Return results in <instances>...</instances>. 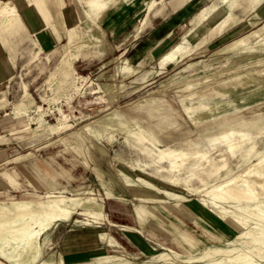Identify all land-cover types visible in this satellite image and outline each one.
Wrapping results in <instances>:
<instances>
[{
    "label": "rangeland",
    "instance_id": "374dc122",
    "mask_svg": "<svg viewBox=\"0 0 264 264\" xmlns=\"http://www.w3.org/2000/svg\"><path fill=\"white\" fill-rule=\"evenodd\" d=\"M125 1L73 0L80 20L68 28L63 24L60 34L54 32L58 41L51 47L42 44L45 38L40 39L38 46L32 45L29 39L18 44L11 53L8 42L28 32L20 13V21L14 24L0 22V41L14 64L12 76L0 84V158L10 159L0 163V172H11L17 181L23 172L19 167L21 159L41 154L51 159L54 176L63 182L68 180L71 190H87L85 196L103 199L105 216L94 218L97 222L92 225H99V232L108 231L122 245L113 248L106 244L103 253L122 256L93 258L89 262L157 264L166 260L172 264H230L214 260L221 255L219 253L198 260L186 259L203 255L209 247L231 245L226 239V219L241 218L252 229L264 225V214L260 210L264 208V174L251 172L264 173V91L259 96L250 95L258 84L244 76L250 70L264 85V39H251L248 50L219 51L227 42L259 27L264 21V9H259L258 13L256 10L245 12L236 10L235 6L232 9L235 14L231 15L222 0H206L202 5L211 6L209 16L220 9L219 20L227 17L223 31L210 37L216 28L213 31L212 27L196 25L195 19L191 20L184 32H179L171 41L176 44L195 25V39L204 40L190 54L162 68L158 63L159 55L129 68L119 52L112 49L111 38L99 32L97 22L98 16L109 6ZM49 2L59 14L63 0H45L43 11L35 7L50 18L49 25L55 31L48 12ZM255 14L259 22L253 26L251 20L255 19ZM141 16H137L138 21ZM137 19L134 18L133 23ZM20 30L25 32H18ZM114 57L115 61L102 67ZM248 60V66L238 68ZM113 66L118 71L115 76ZM64 72L69 73V85L63 82ZM235 76H244L243 86L237 89L230 84ZM225 81L227 83L222 84ZM107 84H111L110 90ZM74 85L79 88L74 89ZM223 88L237 98L218 96L219 108L201 100L202 92ZM246 92L250 94L243 101L238 95ZM224 116L230 117L232 122L221 125ZM224 131L229 135L224 136ZM229 143H232L231 148ZM169 149L181 154L165 153ZM56 169L61 170L62 178L55 175ZM121 171L135 177L136 186L124 184ZM245 179L255 187L256 196L241 183ZM110 180L116 181L118 186L110 188ZM146 182L158 190L172 191L183 197L169 198L141 185ZM108 192L117 197H108ZM33 194V191L24 193L0 187V199ZM119 194L123 198L118 197ZM135 196L150 198L152 203L161 202L167 207L176 205L179 211L165 213L169 221L162 219L163 223L160 218L146 216L140 227L133 211L138 201ZM0 205L18 211L32 210L37 204L15 199L0 201ZM208 220L217 226L214 230L224 234L220 239L208 232L213 229ZM75 226L70 220L49 228L41 239V256L57 263L56 246L60 236ZM126 226L138 228L140 232ZM161 227L201 244L184 256L186 254L165 237ZM25 228L20 215L0 212V245L8 241L23 242L24 237L20 235ZM132 234L155 249L145 252ZM19 247L22 250L14 254L9 264H28L31 260L34 244ZM103 258L108 260L101 262ZM40 262L43 260L32 264Z\"/></svg>",
    "mask_w": 264,
    "mask_h": 264
},
{
    "label": "crops",
    "instance_id": "0c3cea01",
    "mask_svg": "<svg viewBox=\"0 0 264 264\" xmlns=\"http://www.w3.org/2000/svg\"><path fill=\"white\" fill-rule=\"evenodd\" d=\"M205 1L206 0H157V2L150 9L147 8L149 0H130L127 2H118L117 4L109 6L98 16L97 22L99 24V32H105L109 38H111L113 45L112 49L119 52V57L125 64H127L126 66L129 68L130 66L139 65L150 56L153 58L155 55L160 56L158 58V63L160 68H162L163 66L175 63L182 57L190 54V52L195 47H197V45L203 43L204 39L199 41L195 39L196 29H194V25L192 28L186 31L185 35L179 42L176 44L174 43L175 45L173 43L171 44L172 39L178 37L179 32H184V27L189 24L191 20L195 19L193 22L196 25L198 23L201 26L208 25L209 27H212L211 30L213 31L216 28V31L212 32L210 37L220 33L226 27L227 17L225 16L219 20L220 18L218 13H220V9L215 10L214 13L209 16L208 12L211 10V6L202 5ZM222 2L226 4V9L227 11L230 10L231 15L235 14L232 11L235 6L236 10L238 9L239 11L245 12L249 10H256L258 13L259 9H264V0H222ZM15 4L28 34L26 36L21 34V36H17L8 42L7 48L11 53H13L15 47L18 44L22 43L23 41H28L29 39L31 40L32 45H40L41 40L37 38L36 34L38 32H42L47 27L43 14L34 5L29 4L27 0H15ZM47 5L55 31H47L45 40L42 44H46L51 47L56 41H58L54 32H58L60 34V32H62L63 24L66 26V28L73 26L72 24H75L76 21L78 22L80 20V15L77 5L73 2V0H63V5L59 14L56 12L55 7L50 4V2ZM141 14L142 16L138 21L137 16ZM256 15L257 14L253 16L255 19L251 20V24L253 26L259 22ZM134 18L137 19L135 23H133ZM18 32L25 31L20 30ZM253 38H259L261 41L264 39V21L259 27L227 42L220 48L219 51L225 52L234 50H248L250 48L248 42ZM37 50L38 49H36L35 52ZM114 59L115 57L113 59L107 60L103 63L102 67L105 68L107 65L115 61ZM248 63L249 60L245 61L243 64H240L238 68H242L246 65L248 66ZM113 68L115 69L116 67L113 66ZM13 71L14 64L8 55L5 45L0 41V84L8 80L12 76ZM117 72L118 71L115 69L113 71V76H115ZM253 75L254 77L251 78ZM244 76H246L248 80L255 81L258 86L254 91L251 92V94L247 92L239 94L238 97L243 101L247 100L248 94L252 96H259L261 92L264 91V85L260 83V78L257 75L255 76V74H251V71L249 70ZM244 76H235L232 78L230 80L231 87L233 89H237L243 86ZM224 83L226 84L227 81L223 82L222 84ZM106 88L110 90L112 88L111 84H107ZM218 96H225L231 100L237 98V95L233 96L229 92V89L223 88L220 90L217 89L215 92H202L201 100L206 101L207 103L210 102L216 104V108H219ZM29 102H31V99H29ZM229 122H232L231 118L224 116L220 124L226 125L229 124ZM223 135L228 136L229 132L224 131ZM5 160V157H1L0 163L7 162L10 159L7 161ZM51 166H54V163L51 161V159L40 154V156L36 158L24 157L21 159L19 167L22 168L23 172L21 173V176L18 177L17 181L11 172L1 171V188H15L17 190H22L24 193H32L33 191L35 194H33L34 196L31 197L7 198L0 199V201L15 199L20 201H35L53 195H84L87 190H71L70 182L68 180L63 182L56 178L52 172ZM120 174L123 178V183L131 186V183H133L135 177H132L130 174L124 171H121ZM55 175L59 178L63 177L61 170L56 169ZM108 185L110 188H115L118 186V183H116V181L110 180ZM107 196L117 197L114 194L108 193ZM118 197L123 198L121 194H119ZM134 198H136L138 201L134 204L133 211L136 218L138 219L140 227L144 225V218L146 216H154L160 218V220H166L167 222L169 220L165 219L167 218L165 213L167 215L172 210L179 211L177 210L178 206L176 205L167 207L161 202L152 203L150 198H138L137 196ZM95 199L100 204V207L94 208L80 206L68 217H58L40 233L38 237L40 250L36 262H39V260L54 262L49 258H44L41 256V239L49 228L55 227L60 223H66L70 220H72L76 226L70 228L67 232L60 236L59 242L56 246V249L59 252V260L57 262L64 261L66 264H83L89 262L93 258L122 256L115 253H103L106 244L112 246L113 248L122 247V245L111 233L106 230L99 232V229H97L99 225H92L94 222H97L94 220V218L96 219L99 216H105V213L103 212V199ZM75 214L79 216L75 217ZM107 220V222L110 224L116 225V223L111 222L109 219ZM163 220L161 221L162 223L164 222ZM208 222L210 224V226H208L213 228L208 232H210L212 236L220 239L224 234L214 230V227L217 228V226L211 223L209 220ZM126 227L128 229L132 228V230L136 232H140L138 228L130 226ZM161 228L165 234V237L171 239V242L175 245V247L178 248V251L186 254L184 256H187L188 253H191L201 244L196 239L190 240L185 236H176L171 231V229L164 227ZM132 238L140 243L142 249L145 252H152V249H155L154 246L147 245V242L140 239L136 234H132ZM173 251L175 253L177 252L175 250Z\"/></svg>",
    "mask_w": 264,
    "mask_h": 264
},
{
    "label": "bare ground",
    "instance_id": "6f19581e",
    "mask_svg": "<svg viewBox=\"0 0 264 264\" xmlns=\"http://www.w3.org/2000/svg\"><path fill=\"white\" fill-rule=\"evenodd\" d=\"M27 1L29 4L36 6L40 11L44 10L45 0H27ZM156 2L157 0H149L147 4V8L150 9ZM100 3H104V2L100 1ZM44 18L46 20L47 27L42 32H38L36 34L39 40L41 38H45L47 31L51 30V27L49 25L50 18L45 14H44ZM18 20H19V12H18L15 2L13 0H0V22H3L5 25H11L17 22ZM73 34H75V32ZM70 38L71 36L69 35V39ZM76 76L78 78H85L84 75H76ZM68 79H69V73L64 72L63 82L67 85L71 83V81H69ZM78 88H79V85H74V89H78ZM59 114H62V113H59ZM64 117L66 119V116ZM64 126L65 125L63 124V127ZM243 136L246 137V135H243ZM231 145L232 143H229V148H231ZM165 153H168L172 156H177L181 154V153H175V150H172V149H169ZM171 163L174 164L175 162L171 160ZM251 172L259 174V175L264 174L263 172H259L255 170H252ZM241 183L246 185L247 188L251 191V193H253L254 196H256V193L254 191L255 187L253 188V185L250 183L248 179L242 180ZM141 185L149 187L159 193H162L169 198L181 199L183 197L181 194L175 193L172 191L158 190L153 186V184L149 182H146L143 184L141 183ZM131 186H136V184L131 183ZM108 194H111V193L108 192ZM152 198H158V197L153 196ZM18 201L25 202V201H20V200ZM35 203L37 205L33 207L32 210H28L24 208L18 211H14L13 207H7V209H5L3 205H0V212L15 213L17 215H20L22 219L24 220V223L26 226V228L23 229V232H21V235H20L21 237H24L23 242L8 241V242H3L0 245V247L3 249L0 251V264H9L8 262L12 260L14 254H17L22 250L19 247L20 244H22L23 246H27L31 243L34 244V249H33L32 258L28 264L34 263L38 257L39 250H40L39 243H38V237L40 233L43 230H45L52 222H54L58 217H68L73 211H75L80 206L94 207V208L100 207V204L95 200V197H88V196L81 195V194H74L70 196L61 195V196H57L56 198L48 196L47 198L35 200ZM256 206H258V204ZM260 210L264 214V208L260 207ZM226 220H227L226 225L228 227L226 239L228 240V242H231L230 243L231 245L219 246V247H214V248L210 247L208 248L207 252H205L203 255L188 258L186 260L190 261V260L203 259L205 258V256L219 253L221 254L219 257H214L215 258L214 260H216L217 262L224 263L228 261V263L230 264L231 263L264 264V261H262L264 260V225L260 227L255 226V229H252V226L246 225L245 222L241 218L231 217ZM247 231L248 233H246ZM209 258H213V256ZM107 260L108 258L107 259L103 258L101 262H106ZM14 263L17 264V262H14ZM36 264H62V263L43 261V262L36 263ZM86 264H94V263L89 262ZM157 264H172V263L165 260Z\"/></svg>",
    "mask_w": 264,
    "mask_h": 264
}]
</instances>
